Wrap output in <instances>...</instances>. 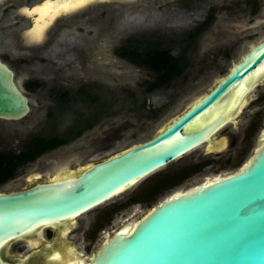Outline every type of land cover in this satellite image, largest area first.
Listing matches in <instances>:
<instances>
[{"label":"flooded vegetation","instance_id":"obj_1","mask_svg":"<svg viewBox=\"0 0 264 264\" xmlns=\"http://www.w3.org/2000/svg\"><path fill=\"white\" fill-rule=\"evenodd\" d=\"M78 1L0 0V61L10 69L27 100L42 91L50 102L46 119L72 102L91 106L90 114L77 130L70 131L66 142L26 162L22 168L30 165V172L19 176L18 171L0 186L55 170L69 176L151 138L193 103V89L199 85L196 78L221 71L227 61L230 67L238 51L244 47L248 51L264 37L251 43L264 32V0ZM124 10L125 28L119 29ZM98 20H104L105 26L92 31ZM82 25L89 26L86 31L93 37L88 39L95 50L93 76L98 72L119 76V86L126 94L123 114L109 110L110 104L96 102L97 83L76 86L71 93L62 82H45V71H62L61 59L69 65L67 54L73 52L81 58L85 52V61L89 60L85 45L79 40L70 43L67 32L74 27L81 34ZM260 82H254L245 94L246 101L234 116L235 125L225 129V149L236 148L253 133L252 121L261 119L264 89H258ZM103 83L113 84L114 80ZM42 104L34 106L28 101L31 110ZM241 113L249 120L244 131L236 124ZM74 121H82V117ZM157 127L160 129L149 138L134 141ZM205 150L202 147L199 157ZM123 212L119 206L91 208L37 227L3 244L0 259L7 264H88L103 240L124 225L125 218L114 223Z\"/></svg>","mask_w":264,"mask_h":264},{"label":"water","instance_id":"obj_2","mask_svg":"<svg viewBox=\"0 0 264 264\" xmlns=\"http://www.w3.org/2000/svg\"><path fill=\"white\" fill-rule=\"evenodd\" d=\"M263 78L264 37L151 138L75 174L0 192V247L96 207L199 146L203 155L221 152L226 138L216 140V133L235 125L245 94ZM28 110L27 97L0 61V118L17 120ZM88 264H264V124L240 168L172 192L105 238Z\"/></svg>","mask_w":264,"mask_h":264},{"label":"rangeland","instance_id":"obj_3","mask_svg":"<svg viewBox=\"0 0 264 264\" xmlns=\"http://www.w3.org/2000/svg\"><path fill=\"white\" fill-rule=\"evenodd\" d=\"M103 21L104 20H98V24H96L95 27H92V31H98L103 26H105ZM122 22L123 23H120L118 26L119 29L125 28V10L123 12ZM82 27L83 31L81 32V34L76 31L74 27L69 28L67 32L71 34V39H69L71 40L70 43L72 42V44H74L75 40H79L81 41L82 45H85V50L89 60L87 62L85 61V52L82 53L81 58L74 55L75 53L73 52L69 53L66 55L67 58H65V61H71L69 65L68 63H65L63 59L59 58L61 60L58 64L62 66V71H45V82H47V84L58 81L62 82L68 87V89L70 88L69 90L71 93L76 86H83L84 84H88L91 82L97 83L100 87L96 90V93H94L97 99L96 102L107 105L110 104L111 107L109 110L123 114L125 113L126 94L123 89L120 88L121 86H119L121 83L118 78L119 76H115V74L100 72H98L97 74L94 73L96 77L93 76L92 70L95 64L93 62L94 57H92V55L94 54L95 50H93V46H90L91 44L89 45V40H93V37L88 35V32L86 31L89 29V26L82 25ZM261 36H264V32L262 33V35H260V37L253 39L251 43L253 44L257 42L261 38ZM245 48L246 47H244L241 51H238L231 58V60L235 62L238 61V59L246 52ZM228 68L229 64L227 61L225 63V67L221 71L208 72L196 78V80L199 82V85L193 89V100H195L197 97L211 88V86L227 72ZM111 80H114L113 84L103 83L104 81ZM258 89H264V78L261 80ZM132 91L135 94L137 93V90L132 89ZM34 97H38L40 100L28 97V101H30V104H34V106H36L38 102L41 101L43 103V106L40 109L31 110L32 105H30L28 113L23 118L17 120H6L0 118V150L6 151L23 149L27 138L32 134L51 135L60 133L63 128L74 124L76 122L74 121V119L78 116L82 117L83 122V118H85V116L90 112L89 110L91 109V106L89 105L72 102L66 108L57 110L52 118L46 119L45 111L46 107L48 105L50 106V102L46 100V95L42 91L36 93ZM243 111H245V108L243 109ZM262 114L263 115L260 120L256 121L255 123L252 121V126L255 127L253 133L248 137L242 138L236 148L224 149L217 154L207 153L199 157L202 151V147L199 146L198 148L186 153L181 158L167 163L153 173L135 182L121 193L104 201L94 208L107 206L122 207L124 209V212L117 217L114 223L118 224L120 223L119 221H121L122 218H125L124 224H126L127 222L143 215L152 206H154L156 203L161 201L172 192H181L187 190L192 186L202 182L205 178L221 176L236 171L238 168H240L241 164L246 161V159L251 155L252 151L256 147L257 135L264 124V110L262 111ZM242 115L243 113H241L237 117L236 124L242 131H244L247 124L249 123V120L245 119V117H243ZM104 122L108 123L106 120ZM160 127H157L154 130H146L142 132L134 141H141L143 139L149 138L155 132H157ZM229 127L230 125L227 124L224 128L218 131L215 135L216 140L224 137V131ZM76 143L77 141L72 142L71 145ZM187 164L188 166L200 164L201 168L197 172L184 179L181 183L163 190L152 199L149 200L144 197V189L149 187L158 177L179 169V166H185ZM30 170V165H27V167L25 166L24 168L19 170L18 175L22 176L23 174L30 172ZM65 173L66 172H62V170H55L54 172H51L50 175L47 174L45 176H35L33 179L28 178L27 181L19 178L14 182H7L3 186H0V191L6 192L20 190L33 184L34 182H38L43 179H50L54 176H61Z\"/></svg>","mask_w":264,"mask_h":264},{"label":"trees","instance_id":"obj_4","mask_svg":"<svg viewBox=\"0 0 264 264\" xmlns=\"http://www.w3.org/2000/svg\"><path fill=\"white\" fill-rule=\"evenodd\" d=\"M83 122L76 121L74 124L67 127L62 134L29 136L23 149L19 151L0 150V183L16 175L26 162L34 159L40 153L66 142L70 138L68 136L71 134L70 131L73 129L77 130L79 125H82ZM200 168V164L180 167L179 169L162 175L149 187L144 189L143 195L146 199L150 200L163 190L181 183Z\"/></svg>","mask_w":264,"mask_h":264},{"label":"bare ground","instance_id":"obj_5","mask_svg":"<svg viewBox=\"0 0 264 264\" xmlns=\"http://www.w3.org/2000/svg\"><path fill=\"white\" fill-rule=\"evenodd\" d=\"M77 1H78V0H77ZM78 2H80V0H79ZM72 5H73V3H72ZM45 9H46V8H45ZM48 9L50 10L51 8H47V11H48ZM47 11L44 10V14L47 13ZM54 13H55V12H54ZM255 78H256V76L252 77L251 80H253V79H255ZM220 143H221V144H225V139H222ZM218 177H219V176H216V177H213V178H218ZM208 179H211V178H208ZM176 193H178V192H175V194H176ZM123 229H124V231H125V230L127 229V226H124Z\"/></svg>","mask_w":264,"mask_h":264}]
</instances>
